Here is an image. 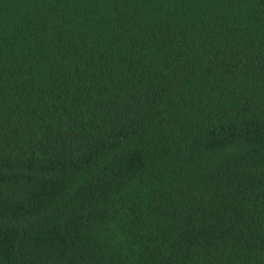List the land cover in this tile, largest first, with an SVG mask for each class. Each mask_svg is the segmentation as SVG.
<instances>
[{"label":"trees","instance_id":"obj_1","mask_svg":"<svg viewBox=\"0 0 264 264\" xmlns=\"http://www.w3.org/2000/svg\"><path fill=\"white\" fill-rule=\"evenodd\" d=\"M0 264H264V0H0Z\"/></svg>","mask_w":264,"mask_h":264}]
</instances>
